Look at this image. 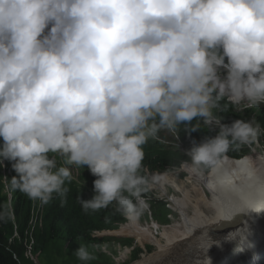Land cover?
Masks as SVG:
<instances>
[{"label":"clouds","instance_id":"9594fccd","mask_svg":"<svg viewBox=\"0 0 264 264\" xmlns=\"http://www.w3.org/2000/svg\"><path fill=\"white\" fill-rule=\"evenodd\" d=\"M241 104L264 105V0H0V165L41 204L67 202L74 165L96 177L85 213L138 216L160 180L143 146L162 129L217 130L180 162L210 186L230 149L264 135L255 115L224 122Z\"/></svg>","mask_w":264,"mask_h":264},{"label":"trees","instance_id":"16d2710c","mask_svg":"<svg viewBox=\"0 0 264 264\" xmlns=\"http://www.w3.org/2000/svg\"><path fill=\"white\" fill-rule=\"evenodd\" d=\"M230 110L227 116L224 114L226 123L231 121L229 116L235 113L233 109L230 108ZM259 110V114L251 112L249 115L248 109L243 110L244 114H235L239 116L235 119H243V117L250 119L255 115L264 127V110L261 108ZM216 131L214 128H202L188 134L181 129L179 141L184 147L190 148L193 140L199 142L204 136H214ZM227 155L229 158L220 164L227 166L239 157L246 156V149H230ZM184 158L186 157L178 148L158 147L148 153L146 165L150 171L175 168ZM237 165L236 162L233 168ZM1 190L2 184L0 183V217H2L0 218V264H81L73 254V251L79 247V242L90 247L97 246L105 242L107 238L94 237V231L112 229L117 223L124 221V213L117 211L114 205L99 211L89 210L85 213L77 202V196L80 194L84 199L90 198L93 193L86 191L68 194L67 202L63 206H61V198L53 194V199L44 205L40 214L35 218L36 221L32 222L33 202L31 199L25 193L14 190L10 208ZM145 199L148 205V209L143 211L145 218L162 225L168 224L171 212L166 203L156 198L152 191L145 194ZM129 218L136 219V217ZM122 242L123 245L132 244L131 239H125ZM28 244L30 249L27 254ZM96 246L95 250L100 249V246ZM33 256L34 258L31 259ZM88 264L99 263L93 259Z\"/></svg>","mask_w":264,"mask_h":264},{"label":"bare ground","instance_id":"6f19581e","mask_svg":"<svg viewBox=\"0 0 264 264\" xmlns=\"http://www.w3.org/2000/svg\"><path fill=\"white\" fill-rule=\"evenodd\" d=\"M260 108L264 110V106ZM259 111V109L248 108L247 113L248 115L251 112L259 114ZM225 115L227 116V113ZM231 117L232 115L229 116V119ZM143 147L145 152L147 146L144 145ZM249 151V148L246 149V154ZM247 156H241L236 161L227 164L225 172L229 173V175L227 173L220 175L221 167L224 166L222 164L214 168V172L210 174L212 180L210 186L190 173L186 177L190 184L188 189H184L183 185L181 187V185L175 183L174 179H170V185L180 192L179 196H173L170 199L171 206L179 215V220L169 227L162 228L161 237H156L155 231L157 228L142 227L137 221H128L129 219L123 214V223L127 220V224L122 227L123 230L118 231V234L134 235L140 244L142 242H152L157 249L154 254L144 256L131 264H152L151 256L160 257L162 250L174 247L184 241V238H191L192 235L196 236V243L190 246L183 257L190 259L197 255L200 260L201 258L203 259L200 264H207L206 261L209 257V255L207 256V251L210 248L212 250L217 239L220 240V245L228 246L231 242L229 240L225 241L223 236L229 233V236H233L237 231L236 225L245 223V221L247 223L252 221L254 214L252 210H255L257 201H260L261 197L264 196V158L260 160L258 163L260 165L257 166L253 163L250 165L245 164L251 160V157ZM238 161L245 163H238L236 168L230 172L231 168L229 167L231 164H235ZM87 177L91 179L89 176ZM160 180H163V178ZM90 183H93V179ZM89 184L86 187V191L93 193V189L89 188ZM31 221L35 222L36 219L31 217ZM98 232L100 234L103 230H98ZM94 237L98 236L95 235ZM255 241L256 239L251 233L246 238L245 243L252 245L255 244ZM123 260H126L125 256L121 257V261Z\"/></svg>","mask_w":264,"mask_h":264},{"label":"rangeland","instance_id":"374dc122","mask_svg":"<svg viewBox=\"0 0 264 264\" xmlns=\"http://www.w3.org/2000/svg\"><path fill=\"white\" fill-rule=\"evenodd\" d=\"M242 106L244 105L241 104L239 106H235V113L232 114V117L230 118L231 121H233L236 117H239L235 114H244L243 110H247V108ZM263 106L264 105H261V107ZM243 119H246V117H243ZM231 121H228V123H231ZM163 130L166 131L165 129ZM259 138V142L252 145V148L249 149L250 151L246 154L248 155V157H253L251 158V160L249 159L251 163H245L243 161H238L237 163H245L249 165L253 163L257 166L260 165L258 163L264 158V137L263 135H261ZM245 149L248 148L245 147ZM234 165L235 164H231V166L229 167L231 168L230 172L236 168H233ZM221 168L222 169L220 170V175H224L225 173H227L225 172V170L227 169L226 166H222ZM213 172L214 170H212L209 175ZM181 173H184V175L182 176ZM158 174L160 175V179L163 178V180H160L151 188H153V195H155L159 200L165 202L166 206L171 212V214L169 215L168 224L162 225L146 219L142 212L143 210H146L147 204L141 210L139 215L136 216L137 219H131L128 216H126V218L129 219L128 221H137L142 227L148 226V228L150 227V229L157 228V232L155 231L156 237H161L160 232L162 228L169 227L179 220V215L177 214V211H175V209L171 206L170 199L173 196H179L180 192L176 190L172 185H170V179H174L175 183L181 185V187L183 185L184 189H188L190 187V184L189 181L186 180V177L189 175L188 172L181 169V167L176 169L175 171L171 169L167 172ZM227 175H229V173H227ZM166 178H168V180H166ZM151 188L149 191H151ZM257 209L261 210L256 211ZM252 211L254 213L252 221H250L249 223L245 221V223L236 225L235 228L237 231L233 236H229L230 233L223 236L225 238V241L229 240L231 242L228 246H224V244L220 245V240L217 239V242L212 250L210 248L207 251V256L209 255L208 258H210L211 264H247L248 262H251V264H263L261 262L264 261V196L261 197L260 201H257V207ZM125 222L127 224V220ZM117 225L118 224H116L115 227H117ZM251 233H253L256 241L255 244L248 245L245 243V240ZM95 235L96 234L93 233V236ZM103 235L111 238L110 240L106 239V242L103 243L104 248H102L101 250H95V247H90V251L92 250L91 252L95 257L96 262H98L99 264H131L137 262L144 256H150L154 254L157 250L152 242H142V245L137 241L134 235L121 236L120 234H118L117 230L113 231L112 233L102 234L101 236ZM195 237V235H192L191 238H184V241L177 244L176 246L166 248V250H162L160 257H156L155 255L151 256L150 258L153 261L152 264H197L198 262V264H200L201 262H203V259L201 258L200 260L197 255L190 259H186L185 257H183L184 253L189 250L190 246L196 243ZM123 238H131L132 244L129 246L128 243L125 242L126 244L123 245ZM123 256H125V261H121V257ZM206 262L208 264V260Z\"/></svg>","mask_w":264,"mask_h":264}]
</instances>
